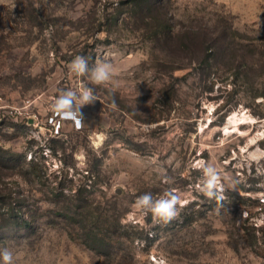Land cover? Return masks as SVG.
Masks as SVG:
<instances>
[{
    "label": "rangeland",
    "instance_id": "374dc122",
    "mask_svg": "<svg viewBox=\"0 0 264 264\" xmlns=\"http://www.w3.org/2000/svg\"><path fill=\"white\" fill-rule=\"evenodd\" d=\"M149 1L0 0L14 264H264V0ZM102 62L112 79L95 84ZM81 81L96 99L76 128L54 107ZM173 196L165 222L152 209Z\"/></svg>",
    "mask_w": 264,
    "mask_h": 264
},
{
    "label": "clouds",
    "instance_id": "9594fccd",
    "mask_svg": "<svg viewBox=\"0 0 264 264\" xmlns=\"http://www.w3.org/2000/svg\"><path fill=\"white\" fill-rule=\"evenodd\" d=\"M72 70L79 76H83L87 70L88 59L84 56H76L71 62ZM112 64L111 63H101L99 66L92 70L91 79L95 84H103L112 79L111 75ZM82 94L78 95L76 91L73 90H60V94L56 97V104L54 107V114L60 117L61 120L73 121L77 128L83 126L82 115L80 109L84 105L92 104L96 97L93 94V89L84 87L83 81H81ZM79 101L75 110L73 109L74 101ZM211 172V169L206 170ZM220 178L217 175H210L206 181V188L208 191L205 193L211 198L213 195L212 189H217L219 192H223V186L219 183ZM218 200L224 199L223 196L217 197ZM150 201L149 196L141 197L139 200L140 204L148 205ZM177 204V198L173 196L169 200H160L156 203L155 207L152 209L153 214L162 217L165 222L172 219L176 213L173 211L174 206ZM0 260L2 264H14L13 253L8 248H3L0 250Z\"/></svg>",
    "mask_w": 264,
    "mask_h": 264
},
{
    "label": "trees",
    "instance_id": "16d2710c",
    "mask_svg": "<svg viewBox=\"0 0 264 264\" xmlns=\"http://www.w3.org/2000/svg\"><path fill=\"white\" fill-rule=\"evenodd\" d=\"M147 1L150 2L149 0H147ZM149 4H151V3H149ZM10 161H11V160H10ZM98 240H99L101 243H104V240H105V239H104V237H103V238H99Z\"/></svg>",
    "mask_w": 264,
    "mask_h": 264
},
{
    "label": "built area",
    "instance_id": "2783aa9c",
    "mask_svg": "<svg viewBox=\"0 0 264 264\" xmlns=\"http://www.w3.org/2000/svg\"><path fill=\"white\" fill-rule=\"evenodd\" d=\"M77 128V127H76Z\"/></svg>",
    "mask_w": 264,
    "mask_h": 264
}]
</instances>
